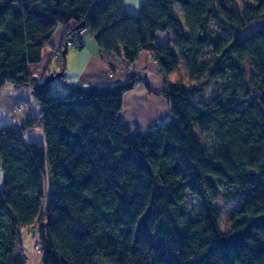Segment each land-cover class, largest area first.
I'll return each mask as SVG.
<instances>
[{
    "label": "trees",
    "instance_id": "16d2710c",
    "mask_svg": "<svg viewBox=\"0 0 264 264\" xmlns=\"http://www.w3.org/2000/svg\"><path fill=\"white\" fill-rule=\"evenodd\" d=\"M252 1L144 0L129 14L125 0H0V87L36 85L29 65L55 29L84 21L102 51H150L169 103L163 123L132 130L118 115L136 74L33 89L40 117L0 126V264H26V229L41 264H264V0ZM180 63L187 83H171ZM36 123L45 145L22 137ZM219 193L238 199L226 230ZM189 195L202 203L192 217Z\"/></svg>",
    "mask_w": 264,
    "mask_h": 264
},
{
    "label": "crops",
    "instance_id": "0c3cea01",
    "mask_svg": "<svg viewBox=\"0 0 264 264\" xmlns=\"http://www.w3.org/2000/svg\"><path fill=\"white\" fill-rule=\"evenodd\" d=\"M125 7L128 11L126 2ZM170 37L169 31L159 32L157 33V42L169 40ZM81 41L82 47L79 49L67 46V50L63 54L65 55V69L63 77H60L64 83L61 86L57 82H52L51 87L54 92L63 94L62 88L67 91L65 84L69 83L114 85L125 80L131 74H136L142 79V82L123 94L122 108L118 115L120 121L129 129L145 130L163 123L168 118L169 103L166 98L157 93V91H162L165 88L166 83L158 73L150 51L142 50L134 61L127 62L124 60L121 51L113 53L100 50L87 30L83 33ZM64 44L63 28L58 26L50 37L48 46L42 50L40 61L29 65V72L38 83L42 82L55 68L51 52L54 49H60ZM50 61L53 64H50ZM175 72L169 75L171 83L180 80L174 76ZM170 76L174 77L173 80H170ZM184 76L187 77L185 68ZM145 83L151 90L147 88ZM41 111V105L34 96L31 84L17 86L11 82H6L0 87V126L19 124L27 118L38 119ZM22 137L26 142L45 145L44 133L39 123L26 129ZM2 183L3 171L0 167V187ZM28 236L32 245L31 234ZM24 252L26 264H40L41 253L34 250L33 246L28 250L24 249ZM27 254L30 256L28 263Z\"/></svg>",
    "mask_w": 264,
    "mask_h": 264
},
{
    "label": "rangeland",
    "instance_id": "374dc122",
    "mask_svg": "<svg viewBox=\"0 0 264 264\" xmlns=\"http://www.w3.org/2000/svg\"><path fill=\"white\" fill-rule=\"evenodd\" d=\"M143 1L144 0H125L126 5H127V9L129 11V12L128 11L127 12L129 14H136L139 10V6L141 5V3ZM138 2H140V3H138ZM252 2H253L252 0H236L235 4H236L237 10L239 12H242L244 7L252 4ZM212 26H215V24L213 22H212ZM258 26H259V22H254L251 25H249V27L247 29H245L243 31V33L250 32L251 30L257 28ZM84 29H85L84 30V32H85L87 29L85 27H84ZM59 50H60V55L58 57H60L61 52H63V51H61V49H59ZM58 57L54 58L51 56L52 59H57ZM183 67H184L183 64L180 63V65H179L178 69L176 70L174 76H177L178 79H180L184 83H187V77L184 76V68ZM170 77H171L170 80H173L174 77L173 76H170ZM53 82H57L61 86L64 83L62 78H56V79H54ZM140 83L141 82L136 83V84H140ZM62 90H63V93L66 91L65 88H62ZM203 141L209 149L212 148V140L209 136H205L203 138ZM237 200H238L237 198L226 199L219 193L217 199L214 201L213 206L217 208L218 225H219V228L221 230H226L229 227L228 217H229V214H230L232 208L236 205ZM44 202H45V199L42 200V204ZM201 209H202V203H201L200 199L197 196L189 195L188 196V202H187L188 217L196 216L201 211ZM26 234H28V235L31 234V237L33 238L38 233H37V230L35 232V231L29 230V229H26L22 232L21 237H22L23 247L25 250H28V249H30V247L33 246V241H32V245H31L30 244V237ZM33 249H34V246H33ZM34 250H36V249H34ZM36 251H38V250H36ZM38 252H40V251H38ZM27 258H28L27 259V263H28V261H30L29 254H27ZM40 264H41V262H40Z\"/></svg>",
    "mask_w": 264,
    "mask_h": 264
},
{
    "label": "built area",
    "instance_id": "2783aa9c",
    "mask_svg": "<svg viewBox=\"0 0 264 264\" xmlns=\"http://www.w3.org/2000/svg\"><path fill=\"white\" fill-rule=\"evenodd\" d=\"M62 28L64 30H66L67 34H66V45L73 48V49H79L80 47H82V35L84 33V28L82 27H78V28H73V27H69V26H62ZM60 55V50L59 49H55L51 52V56L52 57H58ZM32 230V229H29ZM36 232V230H33ZM38 235V234H37ZM35 235L32 238L33 241V246L34 249L38 250L40 249V244H39V240H38V236Z\"/></svg>",
    "mask_w": 264,
    "mask_h": 264
},
{
    "label": "water",
    "instance_id": "95a60500",
    "mask_svg": "<svg viewBox=\"0 0 264 264\" xmlns=\"http://www.w3.org/2000/svg\"><path fill=\"white\" fill-rule=\"evenodd\" d=\"M78 27H82L84 28L85 27V22L82 21L78 24H76L73 28H78ZM65 53V51H63V54ZM62 76V72H50L46 77L45 79L40 82V83H37L36 85L33 86V89L34 90H39L41 89L44 85H47L49 84L50 82H52L54 79L56 78H60Z\"/></svg>",
    "mask_w": 264,
    "mask_h": 264
}]
</instances>
